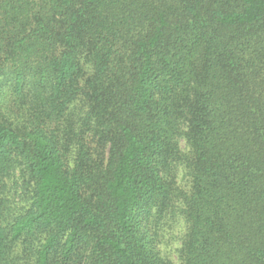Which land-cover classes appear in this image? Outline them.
Masks as SVG:
<instances>
[{"label": "trees", "instance_id": "16d2710c", "mask_svg": "<svg viewBox=\"0 0 264 264\" xmlns=\"http://www.w3.org/2000/svg\"><path fill=\"white\" fill-rule=\"evenodd\" d=\"M176 214L264 264V0H0V264H173Z\"/></svg>", "mask_w": 264, "mask_h": 264}, {"label": "rangeland", "instance_id": "374dc122", "mask_svg": "<svg viewBox=\"0 0 264 264\" xmlns=\"http://www.w3.org/2000/svg\"><path fill=\"white\" fill-rule=\"evenodd\" d=\"M182 148H184L183 142ZM177 181L182 187H186V184L188 185L187 179L184 176L183 167L178 170ZM186 228L187 223L184 217L180 214H176L173 218L166 217L164 219L163 229L159 231L161 253L168 260L172 261L173 264H180L181 262L179 250L182 246V239L186 233ZM17 252L21 255L19 250Z\"/></svg>", "mask_w": 264, "mask_h": 264}]
</instances>
